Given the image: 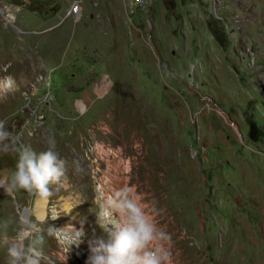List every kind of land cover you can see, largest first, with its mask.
<instances>
[{"label": "rangeland", "instance_id": "1", "mask_svg": "<svg viewBox=\"0 0 264 264\" xmlns=\"http://www.w3.org/2000/svg\"><path fill=\"white\" fill-rule=\"evenodd\" d=\"M0 120L37 153L54 138L70 181L47 201L0 192V218L62 228L71 196L83 239L99 197L129 186L173 264H264V0H0ZM15 164L0 156V176ZM46 251L86 264L59 238Z\"/></svg>", "mask_w": 264, "mask_h": 264}, {"label": "clouds", "instance_id": "2", "mask_svg": "<svg viewBox=\"0 0 264 264\" xmlns=\"http://www.w3.org/2000/svg\"><path fill=\"white\" fill-rule=\"evenodd\" d=\"M45 146L44 151L37 153L31 144L22 141L14 125L10 130L8 122L0 120V156L16 157L15 169L0 176V188L6 195L23 190L47 201L54 195L53 185L57 189L70 187L68 160L56 150L54 138ZM72 166L74 174L85 173L80 161L73 160ZM98 209L97 222L107 233V239L89 243L86 264H173L171 234L158 224L155 205H146L134 188L123 186L111 191L100 198ZM58 216L25 214L21 208L0 218V249L6 252V264L50 261L46 251L49 237L62 240L66 252L73 245L79 247L82 228L77 230L71 224L63 228L47 225L49 217L54 220Z\"/></svg>", "mask_w": 264, "mask_h": 264}, {"label": "bare ground", "instance_id": "3", "mask_svg": "<svg viewBox=\"0 0 264 264\" xmlns=\"http://www.w3.org/2000/svg\"><path fill=\"white\" fill-rule=\"evenodd\" d=\"M12 17V16H11ZM3 89H5V90H7V88H13V83L12 82H10V81H4L3 82V84H2V86H1ZM79 105V104H78ZM78 107V106H77ZM109 130H110V127H109ZM111 131V130H110ZM0 192L1 193H6L5 192V190L3 189V188H0ZM70 197L71 196H68L67 197V199H66V201L63 203V208L65 209V210H67V209H69L68 211H67V213L69 214V220H68V222H66V224H64V226L63 227H65L66 225H69V224H71V225H73L77 230H79V228H78V225H79V223L81 222H83V220H85L86 221V219L89 217V215H88V213H83L84 211H86V210H83L82 209V207L80 208L78 205H76L75 203H72L73 201H70L69 199H70ZM99 198H101V197H99ZM84 207V206H83ZM58 207L57 206H52L51 207V210H50V212H56V213H58L59 212V209H57ZM54 215H57V214H54ZM89 220H90V217H89ZM88 220V221H89ZM96 223V225L95 226H93V227H95L94 228V230L92 229L90 232H89V234L87 235V237H85V238H81V243H80V246L81 247H83L85 250H86V256H87V258H88V256H89V243L91 242V241H95L96 239H98V238H103V239H107V233H105L104 232V230L100 227V225L98 224V222H97V220L96 221H94L93 222V224H95ZM62 227V228H63ZM84 232V231H83ZM56 257H57V261L58 262H56V261H53V260H50V261H44L43 262V264H72V260H68L66 257H65V255H64V253H62V252H57L56 254ZM65 257V258H64ZM64 258V259H63ZM81 259V257L80 258H76L75 260L76 261H78V260H80Z\"/></svg>", "mask_w": 264, "mask_h": 264}, {"label": "built area", "instance_id": "4", "mask_svg": "<svg viewBox=\"0 0 264 264\" xmlns=\"http://www.w3.org/2000/svg\"><path fill=\"white\" fill-rule=\"evenodd\" d=\"M78 10L76 9V12H77ZM82 103V102H81ZM79 104V103H78Z\"/></svg>", "mask_w": 264, "mask_h": 264}]
</instances>
